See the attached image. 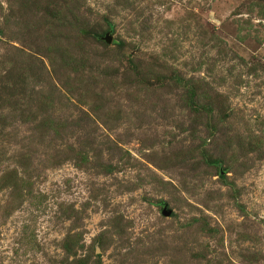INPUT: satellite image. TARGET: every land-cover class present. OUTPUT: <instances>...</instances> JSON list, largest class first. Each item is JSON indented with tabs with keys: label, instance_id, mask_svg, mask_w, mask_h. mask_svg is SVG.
<instances>
[{
	"label": "rangeland",
	"instance_id": "rangeland-1",
	"mask_svg": "<svg viewBox=\"0 0 264 264\" xmlns=\"http://www.w3.org/2000/svg\"><path fill=\"white\" fill-rule=\"evenodd\" d=\"M0 264H264V0H0Z\"/></svg>",
	"mask_w": 264,
	"mask_h": 264
},
{
	"label": "water",
	"instance_id": "water-1",
	"mask_svg": "<svg viewBox=\"0 0 264 264\" xmlns=\"http://www.w3.org/2000/svg\"><path fill=\"white\" fill-rule=\"evenodd\" d=\"M105 40H106L107 43H110V41H111V39H110V37H109L108 35L106 36ZM163 214H164L165 216H169V215L171 214V211H167V210H166V206H165V207H164V210H163Z\"/></svg>",
	"mask_w": 264,
	"mask_h": 264
}]
</instances>
